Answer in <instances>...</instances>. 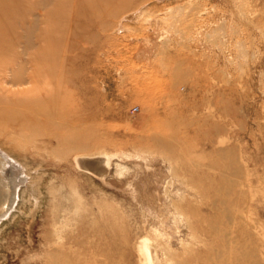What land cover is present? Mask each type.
I'll list each match as a JSON object with an SVG mask.
<instances>
[{"label":"rangeland","instance_id":"rangeland-1","mask_svg":"<svg viewBox=\"0 0 264 264\" xmlns=\"http://www.w3.org/2000/svg\"><path fill=\"white\" fill-rule=\"evenodd\" d=\"M1 1L35 75L0 67V264H264V0Z\"/></svg>","mask_w":264,"mask_h":264},{"label":"bare ground","instance_id":"bare-ground-1","mask_svg":"<svg viewBox=\"0 0 264 264\" xmlns=\"http://www.w3.org/2000/svg\"><path fill=\"white\" fill-rule=\"evenodd\" d=\"M1 2L2 1L0 0V31H1L2 25H4V26L9 25L10 21L15 22L14 20H16L15 23L17 25H19V24L22 25L25 23V21H23V19L21 20L20 18H15V17H17V15L20 12L23 13L22 15L26 14L27 9H29L28 7H27V9H25L24 7H23L24 9L23 8L21 9L20 7L16 6L15 4H11L12 10L15 7L14 12L16 10V13L11 14V17L9 18V20L5 21V19L8 17V15L3 9L4 4ZM134 15L136 17V14H132V15L128 16L127 18H130V17L134 18ZM143 17H144V15H143ZM142 18H139V20ZM134 20H138V19H134ZM1 35H2V33H0V36ZM16 40H17L16 47H18V46L22 47V51L19 52L20 55L13 50L12 47H13L14 40H13V37H10L9 38V44L11 45L12 53L13 52H15V53H14V55L12 54L8 57H5L3 59V61H2V57H1L0 67H2V70H6L9 72L12 71L10 78L4 76L6 79L5 80L6 82L11 83L12 85H24V84H27L30 81H32L34 79V75H35L34 71L32 70L33 68L31 66L32 65V57H31V49H30L31 38L29 37V34L27 32L24 37H22L21 39H20V37H17V38H15V41ZM15 56L17 57V59ZM9 58H13L12 59L13 61H17L18 62L17 65L19 67L15 68L14 64L12 65V64L7 63ZM19 60H21V61H19ZM5 102H9V103L11 102L12 103V100L6 101V100H4V98L1 97L0 98V104H3ZM11 108H12V106H11ZM11 111H13V108ZM11 116L13 118L11 117L10 121H12L14 123L15 119H16L15 113L12 112ZM0 123L1 124L3 123L2 120H0ZM8 156H9L8 154L2 152V150L0 149V219L12 208V206L15 202V199H16L17 191H18L17 186L20 185L21 183L23 184V182H25L27 179L25 177V175H22V173H24V168L22 167V165L17 163L12 158H10V159L6 158ZM105 156L107 157L106 154H105ZM108 157H109V155H108ZM5 159L10 164L8 167V171H7V168L5 166V162H6ZM105 159L103 156H84V157L80 158L79 162H80V165L83 169L88 170L90 172H94L95 174H98V175H103L105 170L109 169L108 168L109 164H107V166L106 165L104 166ZM106 163H107V161H106ZM122 167H123V165L117 161L115 164L114 172L116 173V171H119L121 169L123 170ZM122 170H121V172H122ZM121 172L119 171V173H121ZM152 244L150 243L149 239L144 238V240H143V251H144V257H145L148 264H155L154 259H158V258L161 259V256H162V254H161L162 250H161L160 245L157 244L155 247L154 246L152 247L151 246Z\"/></svg>","mask_w":264,"mask_h":264}]
</instances>
